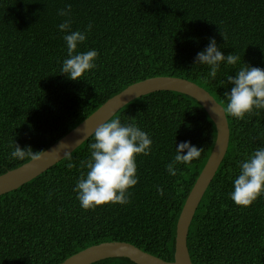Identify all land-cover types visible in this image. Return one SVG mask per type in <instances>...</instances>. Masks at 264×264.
Here are the masks:
<instances>
[{
    "label": "trees",
    "instance_id": "obj_1",
    "mask_svg": "<svg viewBox=\"0 0 264 264\" xmlns=\"http://www.w3.org/2000/svg\"><path fill=\"white\" fill-rule=\"evenodd\" d=\"M67 5L72 30L91 25L77 51L98 53L96 67L77 81L59 72L66 48L57 25L67 17L58 10ZM209 38L224 55L240 58L222 64L214 79L206 66L194 64ZM243 63L264 69V0H0V175L33 159L11 158L15 144L38 156L110 98L149 78L192 81L223 107L231 87L226 78ZM226 117L228 151L192 219L189 254L193 264H264V197L239 207L228 196L239 161L264 145V110ZM112 118L134 122L152 140L149 154L136 157L137 184L128 202L79 206L73 187L86 172L90 136L0 196V264H60L110 241L174 261L177 222L211 154L216 126L196 99L165 90L134 99ZM183 141L203 151L171 176L166 165L175 142ZM93 264L136 263L109 258Z\"/></svg>",
    "mask_w": 264,
    "mask_h": 264
},
{
    "label": "clouds",
    "instance_id": "obj_2",
    "mask_svg": "<svg viewBox=\"0 0 264 264\" xmlns=\"http://www.w3.org/2000/svg\"><path fill=\"white\" fill-rule=\"evenodd\" d=\"M70 7L67 5L58 10V15L67 17L57 25L59 31L64 33L62 38L66 48V57L59 72L67 79L77 81L96 67L98 53L95 49L77 51L78 46L86 40V32L91 25L84 31L72 30ZM239 59L232 52L224 55L216 40L209 38L207 46L196 54L194 64L206 66L208 76L214 79L222 64L236 65ZM226 79L231 87L224 94V113L240 120L264 110V69L243 63L234 76L228 75ZM92 136L93 142L88 145L90 155L87 161L82 162L86 172L80 174L73 187L79 206L88 210L101 205L126 204L129 189L137 184L136 157L149 154L152 140L134 122L122 123L119 118L101 124ZM202 151L203 148L189 141L175 142V154L166 165L167 173L175 176L177 165H189L200 157ZM34 153L30 148L21 149L15 144L10 156L13 159L25 156L35 159ZM238 169L228 196L236 206L248 207L258 197H264V145L256 147L239 161Z\"/></svg>",
    "mask_w": 264,
    "mask_h": 264
},
{
    "label": "water",
    "instance_id": "obj_3",
    "mask_svg": "<svg viewBox=\"0 0 264 264\" xmlns=\"http://www.w3.org/2000/svg\"><path fill=\"white\" fill-rule=\"evenodd\" d=\"M174 91L196 99L216 126V140L211 154L195 181L180 213L175 237L174 261L168 262L124 241L103 242L90 246L60 264H93L109 258H128L136 264H193L187 239L197 207L218 171L229 147L230 130L222 106L204 88L178 77H153L135 83L113 96L63 138L35 159L0 175V196L18 189L36 178L74 151L95 129L107 122L123 106L143 95L157 91Z\"/></svg>",
    "mask_w": 264,
    "mask_h": 264
}]
</instances>
